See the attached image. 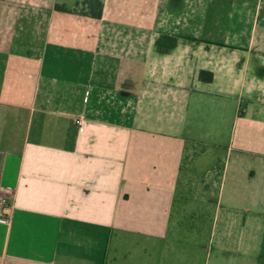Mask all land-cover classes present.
Returning <instances> with one entry per match:
<instances>
[{
  "label": "crops",
  "instance_id": "1",
  "mask_svg": "<svg viewBox=\"0 0 264 264\" xmlns=\"http://www.w3.org/2000/svg\"><path fill=\"white\" fill-rule=\"evenodd\" d=\"M62 2L0 0V264H264V0Z\"/></svg>",
  "mask_w": 264,
  "mask_h": 264
},
{
  "label": "trees",
  "instance_id": "2",
  "mask_svg": "<svg viewBox=\"0 0 264 264\" xmlns=\"http://www.w3.org/2000/svg\"><path fill=\"white\" fill-rule=\"evenodd\" d=\"M55 7L56 9L65 12L75 11L96 18H100L103 13L104 0H83L82 2H77L76 6L73 9L68 8L66 4L60 3H57ZM199 77L202 80L211 81L214 75L212 71L201 70L199 72Z\"/></svg>",
  "mask_w": 264,
  "mask_h": 264
},
{
  "label": "built area",
  "instance_id": "3",
  "mask_svg": "<svg viewBox=\"0 0 264 264\" xmlns=\"http://www.w3.org/2000/svg\"><path fill=\"white\" fill-rule=\"evenodd\" d=\"M84 117H80L78 120H77V122H78V124L81 126V127H83V124H84V119H83ZM0 202H1V205L2 206H0V221L1 222H8V216L3 212V207L6 205V203H7V200H6V198L5 197H3V198H1L0 199Z\"/></svg>",
  "mask_w": 264,
  "mask_h": 264
},
{
  "label": "rangeland",
  "instance_id": "4",
  "mask_svg": "<svg viewBox=\"0 0 264 264\" xmlns=\"http://www.w3.org/2000/svg\"><path fill=\"white\" fill-rule=\"evenodd\" d=\"M83 0H66V4L69 6V5H73V4H75V3H77V2H82ZM62 4H63V2H62Z\"/></svg>",
  "mask_w": 264,
  "mask_h": 264
}]
</instances>
